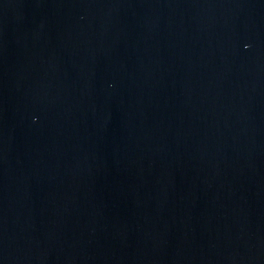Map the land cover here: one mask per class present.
<instances>
[{
	"label": "water",
	"instance_id": "water-1",
	"mask_svg": "<svg viewBox=\"0 0 264 264\" xmlns=\"http://www.w3.org/2000/svg\"><path fill=\"white\" fill-rule=\"evenodd\" d=\"M0 264H264V0H0Z\"/></svg>",
	"mask_w": 264,
	"mask_h": 264
}]
</instances>
